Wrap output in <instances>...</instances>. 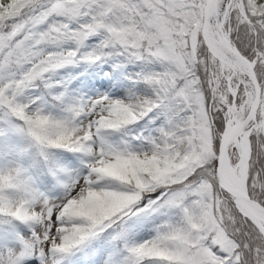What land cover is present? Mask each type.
<instances>
[{
  "label": "snow or ice",
  "instance_id": "snow-or-ice-1",
  "mask_svg": "<svg viewBox=\"0 0 264 264\" xmlns=\"http://www.w3.org/2000/svg\"><path fill=\"white\" fill-rule=\"evenodd\" d=\"M0 264H264V0H0Z\"/></svg>",
  "mask_w": 264,
  "mask_h": 264
}]
</instances>
